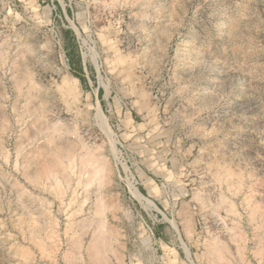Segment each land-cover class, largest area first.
Returning a JSON list of instances; mask_svg holds the SVG:
<instances>
[{
  "label": "rangeland",
  "instance_id": "374dc122",
  "mask_svg": "<svg viewBox=\"0 0 264 264\" xmlns=\"http://www.w3.org/2000/svg\"><path fill=\"white\" fill-rule=\"evenodd\" d=\"M261 208L264 0H0V264H264Z\"/></svg>",
  "mask_w": 264,
  "mask_h": 264
},
{
  "label": "bare ground",
  "instance_id": "6f19581e",
  "mask_svg": "<svg viewBox=\"0 0 264 264\" xmlns=\"http://www.w3.org/2000/svg\"><path fill=\"white\" fill-rule=\"evenodd\" d=\"M20 84V83H19ZM106 94L107 93H105V96H106ZM35 104V103H34ZM31 105V104H30ZM33 105V104H32ZM31 105V106H32ZM38 106V105H37ZM43 107V106H42ZM38 108V107H37ZM32 109V108H31ZM35 110H36V108H35ZM34 109H33V111H35ZM44 110V109H43ZM96 110H97V112H99V106H96ZM39 111V110H38ZM37 112V111H36ZM35 112V113H36ZM32 114H34V113H32ZM101 114V113H100ZM41 115V114H40ZM98 116H100V115H98ZM100 118V117H99ZM41 120V119H40ZM35 121H36V119H35ZM102 121V120H101ZM37 122V121H36ZM45 125V124H44ZM42 126V125H41ZM47 126V125H46ZM34 127V126H33ZM38 127L40 128H38L39 130H42L41 128H43V126L42 127H40V125H38ZM37 128V127H36ZM47 128V127H46ZM49 129V128H48ZM47 130V129H46ZM104 130H105V133L107 134V136H109V132L107 131L108 129H105L104 128ZM33 131H34V129H33ZM36 131V130H35ZM54 131V130H53ZM55 131H56V133H58L57 132V130L55 129ZM54 131V132H55ZM59 131V130H58ZM54 136H55V133H54ZM58 136V135H57ZM51 137H52V135H51ZM57 138L56 136L55 137H53V141H55V139ZM59 139V138H58ZM50 140V139H49ZM65 141V140H64ZM49 142V141H48ZM56 142V141H55ZM47 143V142H46ZM63 143H65V142H63ZM48 144V143H47ZM59 144V143H58ZM61 144V143H60ZM68 144H70V143H68ZM62 145H64L62 148L60 147H57L56 149H57V151H56V153L55 152H53L54 153V155L53 156H51V158H50V161L47 163L45 160H44V162H46L47 164L46 165H44V166H42L41 168H40V171H39V173H38V177H39V174L42 176V175H49L52 171H54L53 173H56L57 171H58V168H61V166H62V164H60V157H62V156H64V158L65 157H69L70 156V158L71 159H69V161L70 160H72L73 159V161H76V160H74V158H72L73 156H72V151L73 150H71V145L69 146V145H65V144H62ZM75 145V144H74ZM56 146V145H55ZM43 147V146H42ZM46 147V146H45ZM44 147V151L47 149V148H45ZM77 147V146H76ZM81 147V146H80ZM84 148V147H83ZM82 147H81V149H83ZM54 149H52V151H53ZM77 150V149H76ZM41 151V150H40ZM48 150H46V152H47ZM84 152H85V150H84ZM90 152V151H89ZM94 152V151H93ZM41 153V152H40ZM43 153V152H42ZM48 154H51V153H49V152H47ZM47 153H44V155L46 154L47 155ZM77 153V152H76ZM82 154H83V152H82ZM82 154H81V156H82ZM37 155V154H36ZM43 155V156H44ZM77 155V154H76ZM76 155H74V156H76ZM79 155H80V153H79ZM94 155H95V152H94ZM94 155L92 154V153H85V154H83V156L80 158V160H78L77 162H79V166H80V168L81 169H83V170H85V172L87 173L86 175H88V178H90V181H95L96 183H100L101 181H102V179H103V177H105V175H106V171H107V168H105V163L103 162L104 160L102 159V160H100V158L98 159V155H95L96 157H94ZM35 156V155H34ZM33 156V157H34ZM38 156H39V154H38ZM41 156V155H40ZM98 156V157H97ZM77 157V156H76ZM76 157H75V159H76ZM32 159V158H31ZM35 159V158H34ZM37 160H38V158H36ZM35 159V160H36ZM48 159V158H47ZM42 160V159H41ZM40 160V161H41ZM62 161H64L63 159H62ZM35 162H37V161H35ZM39 162V161H38ZM43 162V163H44ZM65 162V161H64ZM67 162H68V160H67ZM34 163V162H33ZM42 163V164H43ZM63 163V162H62ZM40 164V163H39ZM65 164V163H64ZM107 165V164H106ZM74 166H75V163H74ZM79 168V167H78ZM221 168V167H220ZM37 169V168H36ZM64 169H65V167H64ZM64 169L60 172V174L61 173H63V171H64ZM217 169H219V168H217ZM222 169V168H221ZM227 170H228V168H226ZM231 169H233V168H231ZM38 170V169H37ZM83 170H81V171H83ZM220 170V169H219ZM29 171V170H28ZM56 171V172H55ZM67 171V170H66ZM74 171V170H73ZM222 171H224V172H226V170H225V168H224V170H222ZM222 171H218L219 173L220 172H222ZM236 171V170H235ZM32 172V171H31ZM37 172V171H36ZM79 172V171H78ZM84 172V171H83ZM217 172V171H216ZM223 172V173H224ZM229 172V171H228ZM239 172V171H238ZM49 173V174H48ZM59 173V172H58ZM57 173V174H58ZM66 173V172H65ZM68 173L69 172H67V177H69L68 176ZM82 173V172H81ZM29 174V173H28ZM34 174H36V173H34ZM52 174V173H51ZM71 174V173H70ZM74 174V173H73ZM79 174V173H78ZM107 174H108V171H107ZM221 174V173H220ZM226 174V176L225 177H227V178H229L228 179V181H225L226 183H229V182H231L230 181V178H234L235 179V177H234V175L232 176L231 174H228V173H225ZM229 176H228V175ZM233 174H236V173H233ZM242 174V173H241ZM46 175V176H47ZM53 175V174H52ZM59 175V174H58ZM63 175V174H62ZM224 175V174H223ZM239 175V174H238ZM26 176V175H25ZM49 176H51V175H49ZM57 175H54L53 177L55 178ZM66 176V175H65ZM70 176H72V175H70ZM220 176V175H219ZM237 176V175H236ZM242 175H240V177H241ZM32 177L33 178H35L34 176H33V172H32ZM31 177V178H32ZM52 177V176H51ZM58 177H60V175L58 176ZM81 177V176H80ZM221 177H223L222 175H221ZM29 178V177H28ZM42 178V177H41ZM47 178H48V176H47ZM73 178V177H72ZM216 178H218V176L216 177ZM224 178V177H223ZM242 178V177H241ZM27 179V178H26ZM39 179V178H38ZM44 179H45V176H44ZM65 180H66V177L64 178ZM87 179V178H86ZM108 179V178H107ZM220 179V178H219ZM231 179V180H232ZM33 180V179H32ZM31 180V182H35V180H33L32 181ZM45 180H47V179H45ZM53 180H55V179H53ZM106 180V179H105ZM222 180V179H221ZM224 180H226V179H224ZM37 181V183H38V180H36ZM64 181V180H63ZM235 181V180H234ZM234 181H233V183H234ZM40 182V181H39ZM54 182V181H53ZM86 182V181H85ZM103 182V181H102ZM219 182V181H218ZM221 182V181H220ZM224 182V181H223ZM240 181H238V183H239ZM241 182H242V180H241ZM36 183V182H35ZM66 183V182H65ZM232 183V184H233ZM41 184V183H40ZM89 184V183H88ZM101 184V183H100ZM230 184V183H229ZM228 184V185H229ZM243 184V183H242ZM61 185V184H60ZM97 185V184H96ZM226 185V184H225ZM227 185V186H228ZM231 185V184H230ZM240 185V184H239ZM258 185V184H257ZM233 186V185H232ZM241 186V185H240ZM240 186H238L237 185V187H239L240 188ZM243 186V185H242ZM255 186V185H254ZM44 187V186H43ZM59 187V186H58ZM104 187V186H103ZM231 187V186H230ZM235 187H236V184H235ZM235 187H234V189H235ZM261 187V186H260ZM226 188V187H225ZM232 188V187H231ZM230 188V189H231ZM254 188V187H253ZM259 188V187H258ZM55 189V188H54ZM227 190L229 189L228 187L226 188ZM256 189V188H255ZM238 189H236V190H234L235 192L237 191ZM240 190V189H239ZM258 190V189H257ZM261 190V189H260ZM259 190V191H260ZM49 191V190H48ZM233 191V192H234ZM251 191H253L254 192V190H251ZM230 192H231V190H230ZM232 192V194H234ZM258 192V191H257ZM56 193V192H55ZM239 194V193H238ZM258 194H259V192H258ZM257 194V195H258ZM19 195L21 196L22 195V193L21 192H19ZM24 195V194H23ZM235 195H237L236 193H235ZM247 195H248V193H247ZM253 195V194H252ZM54 196H56V195H54ZM246 196V195H245ZM256 196V195H255ZM57 197V196H56ZM247 197V196H246ZM21 198V197H20ZM97 198H100L99 196L97 197ZM243 198H244V196H243ZM243 198L241 199L242 201H243ZM250 198V197H249ZM249 198H248V200H249ZM246 199V198H245ZM98 199H96V201H97ZM200 200H203V199H200ZM240 200V201H241ZM257 200V199H256ZM99 201V200H98ZM97 201V202H98ZM101 201V200H100ZM225 200H223L222 202H224ZM247 201V200H246ZM102 202H103V200H102ZM203 202H204V200H203ZM206 202V201H205ZM204 202V203H205ZM222 202L220 201V203L222 204ZM249 202V201H248ZM248 202H247V206L248 207H250V208H252V207H255V202L253 201V203L252 204H255L254 206H252V204L250 205V204H248ZM251 202V201H250ZM257 202V201H256ZM263 202V201H262ZM101 203V202H100ZM100 203L98 204V205H100ZM219 203V204H220ZM205 204H207V203H205ZM204 204V205H205ZM224 204V203H223ZM226 204V203H225ZM240 204H241V202H240ZM243 205V204H242ZM104 206H105V204H104ZM103 205L102 206H99V210L102 212V210H104L103 209V207H104ZM207 206V205H206ZM219 206V205H218ZM225 206V205H224ZM228 206H229V204H228ZM228 206H227V208H228ZM231 206V205H230ZM258 206V205H257ZM106 207V206H105ZM201 207V206H200ZM204 208H205V206H203ZM244 207H246V206H244ZM258 207H260V206H258ZM222 208V207H221ZM225 208V207H224ZM232 208V207H231ZM249 208V209H250ZM263 208V207H262ZM261 208V210H263ZM97 209V208H96ZM95 209V210H96ZM106 209V208H105ZM229 209H230V207H229ZM247 209V208H246ZM223 210H225V209H223ZM228 209H226V213L227 212H229V211H227ZM231 211V213H234V212H232V210H230ZM258 211V209H254V208H252V209H250V212H249V215H253L254 216V214L255 213H251V212H257ZM260 211V210H259ZM264 211V210H263ZM99 212V211H98ZM215 212V211H214ZM248 212V211H247ZM96 213V212H95ZM230 213V212H229ZM230 213V214H231ZM236 213V212H235ZM96 214H100V213H96ZM259 214V213H258ZM257 214V215H258ZM256 215V216H257ZM262 215H263V213H262ZM232 216V215H231ZM252 216V217H253ZM99 217L101 218V216L99 215ZM250 219H251V221H252V219L253 218H251L250 216H248ZM99 218V219H100ZM260 218V216L258 217V219ZM262 218V217H261ZM31 220V219H30ZM101 220V219H100ZM100 220H98L99 222H97V224H98V226L96 225V224H94L95 226H97L98 228L96 229V231L95 232H93V234H92V237L90 238L91 239V241H90V244L88 245V247H87V250H88V254L87 255H89V256H87V258L88 259H90V262L92 261V262H94V263H98V264H106V261H105V258H104V254H105V252H108V249L110 250V248H109V244H110V241H111V236H110V234H109V231H106V229L104 230L103 229V223H101V221ZM184 222H183V224L184 223H186L185 222V219L183 220ZM30 222H32V221H30ZM35 221H33L32 223L33 224H36V223H34ZM20 223V222H19ZM88 223V222H87ZM92 223V222H91ZM187 224V223H186ZM185 224V225H186ZM26 225V224H25ZM31 225V224H30ZM90 225V224H89ZM92 225V224H91ZM46 227H48L49 228V226L48 225H45ZM24 227V226H23ZM86 227V226H85ZM84 227V228H85ZM183 227H184V225H183ZM186 227H187V225H186ZM185 227V228H186ZM30 228H32V227H30ZM34 228H36L35 227V225H34ZM68 228V227H67ZM27 229V228H26ZM69 230V229H68ZM47 231H50V228H49V230H47ZM52 231L54 232L55 230H53L52 229ZM51 231V232H52ZM49 233L50 234V236H51V234H52V237L50 238V239H52V238H54V235L56 234H54V233ZM33 233V232H32ZM34 234V233H33ZM186 234V233H185ZM189 234V233H188ZM83 235V234H82ZM187 235V234H186ZM44 236H45V234H44ZM47 236V235H46ZM49 236V235H48ZM56 236V235H55ZM79 236H81V235H79ZM31 237V236H30ZM39 237V236H38ZM43 237V236H42ZM237 237V236H236ZM47 238V237H46ZM77 238V237H76ZM75 238V239H76ZM27 239V238H26ZM45 239V238H44ZM56 239V238H55ZM55 239H54V241H53V243L54 244H56V242H57V240L55 241ZM75 239H73L74 240V242H77L78 241V243H80L81 241L80 240H77V241H75ZM83 239V238H82ZM237 239H239L238 237H237ZM36 240V239H35ZM34 241V240H33ZM47 241H50V240H48L47 239ZM40 242H41V240H40ZM51 242H52V240H51ZM51 242H50V245L52 246V244H51ZM213 242V241H212ZM216 242V241H215ZM215 242L214 243H212V245L210 246L211 248H210V250H213V252L215 253V257L217 258V259H219V261H220V259H222V257L220 258V253H224V251H223V246H225L226 245V243L224 244V245H218V244H215ZM49 243V242H48ZM78 243L76 244V245H78ZM112 243V242H111ZM234 243V242H233ZM37 244H40L39 243V241H38V243ZM41 244H44V243H42L41 242ZM46 244H47V242H46ZM71 244V243H70ZM81 244V243H80ZM79 244V245H80ZM86 244H88V243H86ZM211 244V243H210ZM209 244V245H210ZM221 244H223V243H221ZM232 244V243H231ZM49 245V244H48ZM72 245V244H71ZM75 245V246H76ZM38 246V245H37ZM42 247H43V245H41ZM55 246V245H54ZM73 246H74V244H73ZM87 246V245H86ZM232 246V245H231ZM50 247V246H49ZM80 247H81V245H80ZM79 247V249H81ZM209 247V246H208ZM229 247V246H228ZM44 248V247H43ZM47 248V247H46ZM53 248V247H52ZM73 248V247H72ZM77 248H78V246H77ZM225 248V247H224ZM232 248V247H231ZM237 248V247H236ZM238 248H239V246H238ZM78 249V250H79ZM24 250V249H23ZM42 250V248L40 247V249H39V251H41ZM45 250V249H44ZM43 250V251H44ZM47 250V249H46ZM49 250V249H48ZM209 250V249H208ZM209 250V251H210ZM219 250V251H218ZM227 250V249H226ZM225 250V251H226ZM232 249H230V251H231ZM237 250H239V249H237ZM20 251V250H19ZM43 251H41V253L43 252ZM112 251V250H111ZM230 251H226V252H230ZM48 252V251H47ZM54 252V251H53ZM232 252V251H231ZM10 253V252H9ZM237 253H240L239 251H236V254ZM25 254V253H24ZM43 254H45V251H44V253ZM48 254V256L50 255L49 253H47ZM47 254H46V257H47ZM107 254H109V253H107ZM213 254V253H212ZM224 254H226V253H224ZM228 254V253H227ZM20 255H22V254H20ZM27 255V254H26ZM25 255V256H26ZM222 255V254H221ZM238 255L239 254H237L236 256L237 257H235V258H238ZM264 255V254H263ZM24 255H23V257H25ZM27 256H29V255H27ZM26 256V257H27ZM43 256V255H42ZM207 256V255H206ZM205 256V257H206ZM223 256V255H222ZM235 256V255H234ZM240 256V255H239ZM261 256V255H260ZM22 257V256H21ZM23 257H22V259H23ZM25 257V258H26ZM53 257V256H52ZM209 257H211V255L209 256ZM226 257H227V255H226ZM232 256H230V259H235L234 257L233 258H231ZM262 257V256H261ZM24 258V259H25ZM206 258H208V257H206ZM206 258H205V260H206ZM214 258V257H213ZM216 258H214L215 259V261H217L216 260ZM240 258V257H239ZM238 258V260H240ZM29 259H31L30 257H29ZM28 259V262L30 261ZM210 259V258H209ZM208 259V260H209ZM238 260H237V262H238ZM214 261V260H213ZM214 261V262H215ZM219 261H217V262H219ZM227 261V263H229V261L228 260H226ZM87 262H89V261H87ZM92 262H91V264H92ZM210 262H212V259H211V261ZM216 262V263H217ZM223 262H225V261H223ZM240 262V261H239ZM24 263V262H23ZM207 264H208V261L206 262ZM215 263V264H216ZM25 264H26V262H25ZM31 264V263H30ZM211 264V263H210ZM214 264V263H213ZM221 264V263H220ZM230 264V263H229Z\"/></svg>",
  "mask_w": 264,
  "mask_h": 264
}]
</instances>
